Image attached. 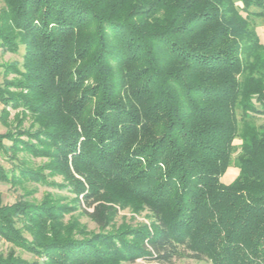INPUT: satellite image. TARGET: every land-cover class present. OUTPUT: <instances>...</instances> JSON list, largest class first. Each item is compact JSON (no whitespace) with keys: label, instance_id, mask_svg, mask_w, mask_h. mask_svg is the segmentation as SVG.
<instances>
[{"label":"trees","instance_id":"1","mask_svg":"<svg viewBox=\"0 0 264 264\" xmlns=\"http://www.w3.org/2000/svg\"><path fill=\"white\" fill-rule=\"evenodd\" d=\"M255 17L264 0H0V49L24 51L21 65L0 64V123L15 124L0 133L14 163L0 164V183L74 195L0 200V238L38 258L0 248V264H264ZM20 153L49 162L33 168ZM77 205L100 232L65 222ZM118 206L151 223L106 231Z\"/></svg>","mask_w":264,"mask_h":264},{"label":"rangeland","instance_id":"2","mask_svg":"<svg viewBox=\"0 0 264 264\" xmlns=\"http://www.w3.org/2000/svg\"><path fill=\"white\" fill-rule=\"evenodd\" d=\"M251 29H253L256 34L259 36L261 42L264 44V19L263 18H252L251 19ZM23 47L20 48L18 53L7 52L4 53L0 49V64L4 63H14L18 62L20 65L23 62ZM3 68L0 67L2 72ZM10 77H13L11 75ZM0 81H3L2 75H0ZM2 105L0 104V111ZM17 110H11L10 121L13 122ZM255 122L257 124H264V116H255ZM31 120L27 119L24 121L22 128L24 130L29 129ZM15 124L12 123L9 127L0 123V133H6L10 128L14 130ZM26 140V137H22ZM236 145L241 144L240 139L234 141ZM9 143H7L8 146ZM19 157L23 161H27L33 168H38L49 162V160L44 156L32 155L28 153H20ZM0 164L7 170H11L14 167L12 159L5 154L0 155ZM48 170H45V174H49ZM239 171L235 167H231L227 170L225 175L222 177L223 183L232 182L238 175ZM52 180L62 182L61 176L50 177ZM51 193L56 197L62 198L63 201H71L74 198V195L70 193L67 189L52 188L50 185L26 181L23 184H8L0 183V200L3 204H13L18 200H27L31 202L41 201L44 195ZM65 222H70L76 220L77 223L84 227L85 230L89 233L100 232V227L98 224L82 212V208L77 205L73 211L64 217ZM151 223L150 213L147 210H142L140 212L134 211L132 208H120L117 207V213L115 214L111 224L106 227V231H112L123 226H139L141 224L149 225ZM0 248L3 253H7L10 248H14L18 255L27 260H36L38 259L35 255L22 250L19 247H15L12 244L6 242L0 238ZM123 264H154V261L150 259H138L135 262H124ZM171 264H213L212 261L205 258L202 260H196L192 258H178L175 259Z\"/></svg>","mask_w":264,"mask_h":264}]
</instances>
